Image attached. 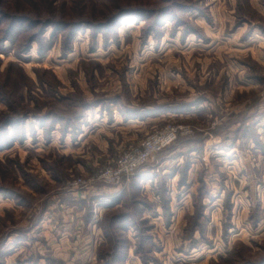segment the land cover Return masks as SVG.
I'll list each match as a JSON object with an SVG mask.
<instances>
[{
  "label": "rangeland",
  "instance_id": "obj_1",
  "mask_svg": "<svg viewBox=\"0 0 264 264\" xmlns=\"http://www.w3.org/2000/svg\"><path fill=\"white\" fill-rule=\"evenodd\" d=\"M13 18L0 264L264 263V0H0V39ZM173 125L142 178L92 180Z\"/></svg>",
  "mask_w": 264,
  "mask_h": 264
},
{
  "label": "built area",
  "instance_id": "obj_2",
  "mask_svg": "<svg viewBox=\"0 0 264 264\" xmlns=\"http://www.w3.org/2000/svg\"><path fill=\"white\" fill-rule=\"evenodd\" d=\"M190 132H192L190 127L183 125H173L162 131L155 132L148 136L139 146L131 148L124 153L113 165L102 169L92 180L112 182L121 189L133 174L154 159L158 153L170 146L178 138L179 134ZM84 183L85 180L82 178L74 179L68 182V186L78 190ZM100 201L103 200L101 199ZM105 203H108V201H105ZM101 204L99 201L95 203L97 214L98 210L101 209Z\"/></svg>",
  "mask_w": 264,
  "mask_h": 264
},
{
  "label": "trees",
  "instance_id": "obj_3",
  "mask_svg": "<svg viewBox=\"0 0 264 264\" xmlns=\"http://www.w3.org/2000/svg\"><path fill=\"white\" fill-rule=\"evenodd\" d=\"M22 20H24V19H22V18H13L12 19V21H11V23H10V26L11 27H9L8 28V30H6V33H5V36L4 37H2V39H0V52H6L7 51V49H5V47H4V42H5V40H11L12 42L13 41H15L16 40V38H17V36H18V34H17V36H16V25H18V24H21L20 22L22 21ZM19 26V25H18ZM46 26V25H45ZM19 33V32H18ZM14 34V35H13ZM14 123V119H12V118H7L5 121H4V126H5V128H6V130H8V127H9V125H11V124H13ZM1 138V137H0ZM146 166V165H145ZM144 166V167H145ZM144 169H143V167L142 168H140L137 172H138V175L137 176H139L140 178H142L143 177V175L141 174V173H139V172H141V171H143ZM54 262V261H53ZM17 264H38L37 263V261L35 260V259H33V258H29V259H27L26 261H20V262H18ZM261 264H264V263H261Z\"/></svg>",
  "mask_w": 264,
  "mask_h": 264
}]
</instances>
